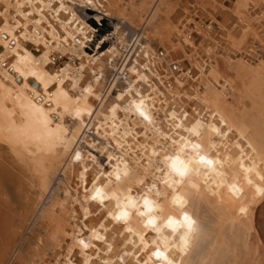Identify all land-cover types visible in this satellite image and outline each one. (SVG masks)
Listing matches in <instances>:
<instances>
[{
  "label": "bare ground",
  "instance_id": "1",
  "mask_svg": "<svg viewBox=\"0 0 264 264\" xmlns=\"http://www.w3.org/2000/svg\"><path fill=\"white\" fill-rule=\"evenodd\" d=\"M50 1L0 0V12H4L0 17V264H144V261L156 264L154 259L149 260L155 246L144 248L137 236L125 232L126 227H131L134 233L144 235L145 240L156 239L160 244L155 233L142 227L140 218L133 215L127 225L112 221L108 212L115 210L114 203L100 204L90 199L97 187H103L111 195L114 186L106 179L101 184L96 178L102 173L106 176L117 166L122 172H129V177L121 182L122 193L128 195L127 188L131 187V195L140 201L148 187L156 183L162 195H148L164 209L157 215L179 219L187 212L195 221L188 247L183 252L178 244L172 247L171 241L177 238L165 232L170 239L169 257L176 264H226L228 254L235 251L234 245L242 239H246L247 249L248 237L254 230L252 207L264 199V195L256 191L257 187L264 188V181L256 175H264V59L259 58L253 64L251 58L258 53L250 45L237 51V64L258 76L252 86L248 85L258 92L253 95L257 98L252 105L256 113L247 108L239 111L240 108L228 99L229 91H234L233 84L224 78L208 50L211 45L219 47L221 43L217 31L230 34V37L235 33V29L229 30L234 23L232 15L228 23L218 19L229 7L230 0H219L220 6L215 5L218 15L208 18L201 11V15L191 17L187 23L181 21L183 29L176 26L172 29L179 48L170 54L185 62H168L165 75L162 56L168 50L158 49L160 54H157L148 41L142 43L139 38L140 50L133 61L120 67L116 66L120 53L117 45L103 53L102 50L88 54L85 45L92 38L88 35L90 19L86 20L82 9L87 7L86 0H77L81 7L79 12L74 6L76 0H59L57 7H51ZM121 1L93 0L97 7L91 8L92 14L96 17L103 11L106 16L119 14L123 17ZM180 1L176 2L180 4ZM154 2L142 0L139 6H134V16L144 19L153 11V20L160 10ZM12 6L25 23L19 18L11 23L9 9ZM194 8L197 10V5ZM48 10L55 13L53 20L48 18ZM32 14H37V18H31ZM177 16L175 11L170 18L177 20ZM246 17L239 16L236 21L243 30L251 31L254 39L261 38L264 6L253 9ZM27 22L31 26H27ZM115 32L122 44L125 34L118 24H115ZM145 34L143 32L142 36ZM13 38L15 46L10 43ZM203 42L204 49L209 51L206 53L208 59L194 57L203 48L200 46ZM226 53L223 51L221 55ZM21 56L28 59L21 63ZM189 66L192 69L188 70ZM30 72L45 79L37 81ZM113 72H116L113 83L108 85ZM56 75L62 82L48 87L54 96L52 107L56 108L59 120L45 127L29 106V93L33 87L45 91L44 83ZM121 79L126 83L113 95L112 88ZM62 92L67 96L61 95L57 101L55 97ZM141 99L152 123L134 111H126L132 101L138 103ZM43 107L51 111L47 104ZM77 110L81 113L79 116H76ZM197 121L199 137L188 131ZM212 127L220 128L222 134L216 136ZM225 132L228 135H223ZM181 136L200 143L204 153L210 158L221 159L223 164L216 166L223 175L201 169L199 175H192L191 183L186 181L177 189L187 201L182 208L171 203L175 194L172 189L158 182L165 179L167 172L163 156L175 154L177 146L172 140L178 141ZM210 144L217 147L210 149ZM77 152L81 157L79 161L75 159ZM101 156L105 159L106 156L115 157V160L111 166L109 162L105 165L101 163ZM241 159L245 167L254 169L253 173L246 174L240 168ZM57 166H62L61 181L50 184ZM158 168L161 171H157ZM246 175L253 181L251 185ZM140 180L144 181L143 185L138 183ZM228 184H235L240 192L230 191ZM204 205L213 214L212 220L204 211ZM57 208L69 213L68 224L57 223ZM241 208L246 212L242 214ZM44 212L50 217L52 233L49 236L34 223L36 213L42 217ZM97 235L104 239L97 240ZM66 237L69 242L64 245ZM80 240L88 243L89 248H83ZM50 245L54 250L48 253ZM160 246L163 248L162 244ZM56 247L65 249L64 260Z\"/></svg>",
  "mask_w": 264,
  "mask_h": 264
},
{
  "label": "rangeland",
  "instance_id": "2",
  "mask_svg": "<svg viewBox=\"0 0 264 264\" xmlns=\"http://www.w3.org/2000/svg\"><path fill=\"white\" fill-rule=\"evenodd\" d=\"M163 1L165 2L166 0H163ZM176 1L177 0H168V1H166L168 3H166V2L164 3V2H162V0H155V2H154L155 7L158 6L160 10L157 11V14L153 17V20H152L153 11L151 12V15L149 14L148 17L147 18L144 17V19H139L136 16H134L133 8H134V6H139L142 3V0H122L120 8H122V11L124 12L125 16L121 17V16H119V14H115L114 17L113 16H106L107 17L106 22L102 26H100L102 32L107 33L110 36H113L114 39H112L111 42L106 47H102V48L93 47L92 46V40H88V43L85 45L86 52L90 55H94L98 51L103 50L102 51V53H103L104 51H107L110 47H112V45L113 46L117 45L120 48V53L117 56L118 60H117L116 66L120 67L125 62H128V61L132 62L133 61L138 50H140V48H139L140 43L137 42V39L139 38L140 42H142V43L148 41V43L151 45V47L154 48V50H156V51L158 49L162 50V51L168 50V52H165L163 54V56L161 55L162 56V63H163L164 71H165L164 75H165L166 72H168V70H165V68L167 69V67H168V65H167L168 62H170V63L174 62L173 64L185 62L184 59H179V58L176 59L170 54V52L174 53L175 49L179 48L178 47L179 41L176 39L177 37L173 33L172 29H174L175 26L179 27V28L181 27L183 29L184 25L182 24V22L185 21V23H187L191 17H194V16L198 17L199 15L202 14L201 11H203L206 14V16H208V18L213 17L214 14H217V15L219 14V13H217L218 11L215 10V5H217V7L220 6L219 0L218 1L217 0H193V1L182 0V1H180V4L177 3ZM47 2H48V0H47ZM77 2L78 1L76 0V3L74 4V6H75L76 11L79 12L81 7L78 6L79 4ZM134 2L135 3L137 2V4H135ZM229 3H230L229 7L224 10L225 13L223 12V13L219 14V16L221 18H218V19L221 22L228 23L231 21L229 16L232 15L233 19H234L233 20L234 23L231 24L232 26L230 27L229 30L231 31V30L235 29V33L233 36L230 37V34H225V33L217 31L216 35L218 36V39L221 40V43L219 44V47L216 45H211L208 48V50L212 54L213 62H216L219 64L218 65L219 70L221 71L224 78H226L228 81H230L234 86V91H232V92L229 91L231 93L228 97L230 103L234 106L239 107L240 108L239 111H242L244 109L245 110L250 109L249 112L256 113V110H255V108L252 107V105L254 106V100H256V98H257L256 95H258V92L254 89V87H249V86L253 85L254 80L256 78H258V76L255 75V73L250 71L249 69L241 68L237 64L236 59L239 57V55H238L239 51L238 50L244 45H250V47L254 48L253 50L256 53H258V54H255L254 58H251V62L253 64L256 63L259 60V58L264 59V48H262V47H264V31H262L264 29H261V31H262L261 32V38L258 37L257 39H254L253 33L249 30H243L240 27V23L237 22L236 19L239 16L247 18L246 16L249 15L250 11H252L253 9H255L257 7L264 6L263 5L264 0H230ZM168 4H170V5H168ZM171 4H172V6H171ZM190 4H192V5H190ZM50 5H51V7L59 6L60 5L59 0L50 1ZM194 5H197V10H195ZM162 6H163V8H162ZM12 7L9 9V19L11 20V23H14L15 22L14 18L17 19L20 16L15 11L16 8L13 7L14 8L13 9ZM164 7H165V9H164ZM82 9L85 10L84 14H85L86 20L90 19V21H92L94 19L95 15L92 14L91 8L85 7ZM176 9H178V10H176ZM175 11H177V13H178L177 20H176V18L175 19L170 18L171 14H173ZM49 12H50V14H49ZM54 14L55 13L53 11L48 10L47 16H48V18L53 20L52 17ZM196 14H198V15H196ZM157 15H158V17H157ZM30 17L31 18H37V14H34V15L32 14V16L30 15ZM156 18H158V19H156ZM186 18H188L187 21H186ZM19 19H21L22 23L26 22L24 18H19ZM147 19H148V21H146ZM149 21H151V22H149ZM210 23H211V21H210ZM210 23H207V25H209ZM27 24H28L27 26H31L30 22H27ZM115 24H118L121 27V29L124 31L125 40L122 44H120V42H119L120 40L118 39L117 33L115 32ZM145 24H147V25H145ZM149 25L152 26V28ZM157 31H158V33H157ZM246 31H248V32H246ZM143 32H146L147 36H146V34L142 36ZM242 33H243V35H242ZM254 41H255V44H254ZM204 45H205V42L200 44V46L203 47L200 51L201 53L198 52L194 57H197V58L198 57L199 58L204 57L203 59H208V57H207L208 54L206 55V53H208L209 51L206 52V50L204 49V47H205ZM39 47H40V50H42L43 45L41 44ZM233 50L236 51V53ZM223 51L225 53L226 52H228V53H226L225 56H222L221 52H223ZM71 52L74 53V51H71ZM157 54H160L159 51H157ZM229 55L231 57H229ZM200 56H202V57H200ZM179 57H181V55H179ZM190 67L191 66L188 67V70L192 69V67L191 68ZM115 74H116V72H113L111 74V76L109 77L108 85H110V83H113L112 80L115 77ZM125 75H126V71H124L123 76L125 77ZM262 78L264 79V75L262 76ZM258 81H260V80H258ZM125 83H126L125 79H121V81H119L117 83V86H113V88H112L113 95H116L118 90L122 89V85ZM228 87H229V85H228ZM252 88L255 91L254 93H253ZM237 90H238V92H237ZM254 94H256V95L253 96ZM244 106H245V108H244ZM4 151L6 152V149ZM101 158L103 161H105L104 163L106 165L108 161L105 159L104 156H101ZM65 164H66V160H65V163L63 165H65ZM60 171H62V166H57L54 169V173L51 175V178H50V181H51L50 184L51 183L54 184L56 181H61V179H60L61 172ZM33 196L35 197L36 195H33ZM203 209L206 213H208L207 215H210L209 219L212 220L213 214L211 212L209 213V211L207 210L205 205H204ZM252 212H253L252 223H253L254 230L251 232V235L248 237V246H247L248 248L246 249V246L244 244L246 242L245 241L246 239L239 240L236 243V246L234 245L235 251L230 252L228 254V258H226V260H225L226 264H264V199L260 204L252 207ZM43 216L39 217V214L36 213V215L34 217V223H35V226H40L39 228H41L44 232H47L48 236H49L52 233L51 230L49 229L50 228V225H49L50 217L48 215H46L45 212H44ZM55 216L57 219V223L61 222V224L63 223V225H65V224H68V222H70L69 213L68 212L67 213L61 212L59 210V208H57ZM65 219H67V220H65ZM63 240H64V242H63L64 245H66L69 242V238H67V237L64 238ZM49 243H50L49 240H47V245H49ZM56 249H57V251H60L61 256L63 255L62 257L61 256L60 257L62 260H64V254L66 253L65 249L64 248H58V247H56ZM51 250H54V249L50 245V246H48L47 252L51 253ZM44 257H47V256H44ZM48 257H49V254H48Z\"/></svg>",
  "mask_w": 264,
  "mask_h": 264
},
{
  "label": "snow or ice",
  "instance_id": "3",
  "mask_svg": "<svg viewBox=\"0 0 264 264\" xmlns=\"http://www.w3.org/2000/svg\"><path fill=\"white\" fill-rule=\"evenodd\" d=\"M86 4L88 8H95L97 5L93 4V0H86ZM4 12H0V17H3ZM106 15L103 11L98 12L96 17L89 22V37L92 38V46L96 48L106 47L112 39L113 36H110L107 33L101 31L100 26H102L106 22ZM6 36L7 33H4ZM82 42V41H81ZM13 46L16 44V39L13 38L10 42ZM19 55V53H17ZM28 59V57L21 56L20 62L23 63ZM7 67V64H5ZM15 69L16 66L13 65ZM18 72L19 69H16ZM33 78L37 81H42L45 78L37 76L35 72H30ZM20 76L24 77V73L20 72ZM17 81H12V83H16ZM56 82H62L59 75L52 76L50 79H47V82L44 83V90L39 91L37 88L33 87L30 90V108L34 111L37 117L41 120L43 125L46 127L49 123L53 120H59V114L56 111V108L52 107L54 96L49 89V84H55ZM85 91H89L86 89ZM47 93V94H46ZM67 96L66 92H62L58 94L55 99L58 101L60 96ZM135 95V93H134ZM47 104V107L51 109V111H45L43 105ZM113 112L116 111L115 108L112 109ZM126 111H134L140 117H142L148 123H152V118L147 114L145 109L144 100L141 99L138 103L134 100L131 102L130 106L126 109ZM67 112V109H65ZM81 113L79 110L76 112V116H79ZM187 114L185 113V116ZM223 121H221L222 123ZM200 126L199 121L191 128L188 129L189 132L192 133L193 136L199 137L200 133L197 132V127ZM177 128H180V125H176ZM211 131L216 135L220 136L221 130L218 127H212ZM223 135H228L227 132L223 133ZM169 137H165V140H168ZM173 145H176L175 154L168 155L164 154L163 156V164L167 167V172L164 173L165 179L163 181H158L163 183L167 188L172 189L173 193L171 203L173 205L183 207L187 201L177 192V189L181 187L186 181L191 183V177L195 173L196 175L200 174V170L204 169L207 171H211L216 173V175H223L222 173L217 171V165L222 164L221 159H213L210 158L209 155L204 153V149L200 143L192 142L186 139L185 137L181 136L179 140H172ZM217 146L215 144H210V149H215ZM239 149V145L236 146ZM190 150V151H189ZM241 156H243V150H240ZM157 155V153H153ZM106 155V154H105ZM80 153L77 152L75 154V159L77 161L80 160ZM95 159V158H93ZM107 161L109 162V166H111V162L115 160V157L106 156ZM101 163L103 164L104 161L102 160ZM240 168L246 174L253 173V168H247L244 166L243 159L240 160ZM157 171H161V169H157ZM205 173V174H206ZM260 181H264V175H260L259 173L256 174ZM129 177V172L124 170L123 172L121 169L117 167H113L112 171L107 172L106 176L102 173L100 177L96 179L103 184L104 179L108 181L109 184L113 185L114 188L111 192V195L106 193L103 187H97L94 193L91 195L90 199L92 201H98L100 204H105V202L109 204L115 205L114 211L108 212V217L111 218L112 221L122 223L124 225L129 224L133 215L140 218L142 223V227L147 230H151V232L157 235V238L160 239V244L163 245L161 248L160 244H157L156 239H151L150 241L145 240V236L139 232H133V228L126 227L125 232L128 234H133L137 236L140 242L143 244L144 248H149L151 246H155L154 250L151 251L149 256V260H155L156 264H176V262L169 257V243L170 239L168 235H165V232L170 233L171 237L177 238L171 241L172 247H176L177 244L179 245V250L181 252L185 251L188 247L189 236L194 231L195 221L189 216L187 212H183L182 216L177 219L172 215H167L166 217H162L157 215V213H162L164 209L156 203L154 199H150L148 193H154L157 197H160L162 194L157 189V184L152 183L150 187L147 189V193L142 194V199L137 201L131 193L133 189L131 187L127 188L128 195H125L120 191V185L122 180ZM245 179L247 183L251 185L253 181L248 178L246 175ZM139 184L143 185L144 181H138ZM223 182H221L222 184ZM218 187L221 186L220 184L217 185ZM228 189L234 193H239L240 189L236 187L235 184H228L226 185ZM192 187H196L195 184H192ZM257 193L264 195V188L257 187ZM240 212L243 214L246 212L245 208H241ZM97 240H102L104 237L97 235ZM80 245L87 249L89 248V244L85 243L84 240H80ZM121 260L123 257L120 258ZM107 264V262H106ZM144 264H148V261H144Z\"/></svg>",
  "mask_w": 264,
  "mask_h": 264
}]
</instances>
